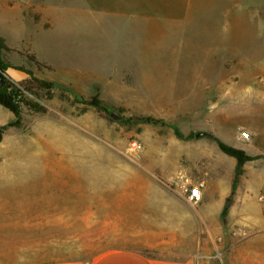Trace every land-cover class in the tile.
I'll use <instances>...</instances> for the list:
<instances>
[{"label":"rangeland","instance_id":"374dc122","mask_svg":"<svg viewBox=\"0 0 264 264\" xmlns=\"http://www.w3.org/2000/svg\"><path fill=\"white\" fill-rule=\"evenodd\" d=\"M114 2L0 0L1 78L31 72L43 107L12 125L0 105V264L197 241L215 256L195 264H264V0ZM217 141L250 157L239 175ZM180 168L206 182L197 204L169 184Z\"/></svg>","mask_w":264,"mask_h":264},{"label":"crops","instance_id":"0c3cea01","mask_svg":"<svg viewBox=\"0 0 264 264\" xmlns=\"http://www.w3.org/2000/svg\"><path fill=\"white\" fill-rule=\"evenodd\" d=\"M86 1H89V3H91L92 5H95L96 7L98 6L102 7L101 8L102 10H104L103 7L108 8V5L110 7H113L115 5V2L113 3L114 0H103V1L86 0ZM110 3H113V4L111 5ZM48 6L49 7H47L46 9H42L41 11L42 12L45 11L48 15H50V17H52L51 19L54 21L55 18L53 17L52 13L57 12L56 8L54 7L53 4L48 5ZM110 11L112 12L111 9ZM23 36H25L24 33H23ZM262 64L263 65L260 64V65H257L256 67V70H257L256 75L260 77H264V63ZM259 85H264V84L260 83ZM260 95L264 96V93L260 92ZM206 190H207V186L205 188L204 193L206 192ZM210 244H211L212 250H215V242L212 240L210 241ZM214 256L215 254L211 255V254L200 253L199 252V242L197 241L195 249L192 250L189 254H185V255L183 254L181 250L174 251L173 253L168 252V250L166 251L162 250L159 253H157V255L152 256L146 252H143V250L141 249L111 248V249L102 251L92 260H48V261L34 262L32 264H195V262H198L200 258L206 257L208 261L210 258H213Z\"/></svg>","mask_w":264,"mask_h":264},{"label":"trees","instance_id":"16d2710c","mask_svg":"<svg viewBox=\"0 0 264 264\" xmlns=\"http://www.w3.org/2000/svg\"><path fill=\"white\" fill-rule=\"evenodd\" d=\"M4 50H9V48L5 44L4 38L0 37V71L6 70L11 66L9 63L5 62L2 57V52ZM32 59H34L33 56ZM27 73H29L32 79L22 81L18 85H13L9 83L7 80H4L3 83L0 82V105L9 109L13 113L14 121L11 123L12 125H18L20 123L22 118L21 116L22 106H25L26 108L36 112L43 110V107L40 106L38 103L24 97L27 92L29 91L31 92V87L28 85L29 83H31V80H34L38 83L42 82L37 78H33L31 72L27 71ZM0 79H2L1 72H0ZM44 84L49 85L50 83H44ZM90 104L99 108L100 101L97 98H93L90 101ZM145 120L148 122L155 121V119L151 116L145 117ZM2 129L3 128H0V138L2 135ZM217 143L219 148L224 153L235 158L236 160L235 173L239 175L242 172L244 163L247 160H249L250 157L246 155L242 149L230 146L221 141H217Z\"/></svg>","mask_w":264,"mask_h":264},{"label":"built area","instance_id":"2783aa9c","mask_svg":"<svg viewBox=\"0 0 264 264\" xmlns=\"http://www.w3.org/2000/svg\"><path fill=\"white\" fill-rule=\"evenodd\" d=\"M243 140H250L246 132L241 133ZM136 141L130 143L131 150L139 148ZM173 191L177 193L185 202L190 205L197 204L203 197L206 182L201 178H195L187 169L180 168L176 170L168 179Z\"/></svg>","mask_w":264,"mask_h":264},{"label":"water","instance_id":"95a60500","mask_svg":"<svg viewBox=\"0 0 264 264\" xmlns=\"http://www.w3.org/2000/svg\"><path fill=\"white\" fill-rule=\"evenodd\" d=\"M0 82L1 83H3L4 81H3V79H0ZM110 116L113 118V119H115V120H122L124 117L122 116V115H119L117 112H115V111H111L110 112ZM200 134H202V133H200L199 131H196L195 132V135L196 136H199Z\"/></svg>","mask_w":264,"mask_h":264}]
</instances>
